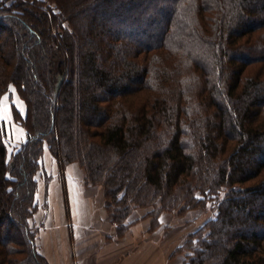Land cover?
<instances>
[{"label": "trees", "instance_id": "obj_1", "mask_svg": "<svg viewBox=\"0 0 264 264\" xmlns=\"http://www.w3.org/2000/svg\"><path fill=\"white\" fill-rule=\"evenodd\" d=\"M11 87L26 107L14 151ZM46 148L104 188L118 231L138 208L156 225L213 201L184 264H264V0L2 6L0 264H48L29 222Z\"/></svg>", "mask_w": 264, "mask_h": 264}, {"label": "crops", "instance_id": "obj_2", "mask_svg": "<svg viewBox=\"0 0 264 264\" xmlns=\"http://www.w3.org/2000/svg\"><path fill=\"white\" fill-rule=\"evenodd\" d=\"M25 111L26 107L21 113ZM21 129L20 144L27 138ZM42 164L44 177L41 179L40 174L36 197L41 220L37 244L49 264L184 263L182 254L172 255L184 242L170 237L179 227L167 214H162L155 225L151 208L135 209L120 235L107 210L103 188L85 185L77 163L61 172L46 148Z\"/></svg>", "mask_w": 264, "mask_h": 264}, {"label": "rangeland", "instance_id": "obj_3", "mask_svg": "<svg viewBox=\"0 0 264 264\" xmlns=\"http://www.w3.org/2000/svg\"><path fill=\"white\" fill-rule=\"evenodd\" d=\"M19 1H21V0H19ZM13 2H15V0H0V9L2 8V6H6V5L9 6ZM257 67L258 66L251 68L249 70V72L247 73V75L254 74V72L258 71L259 68L257 69ZM6 96L8 97V99L5 100L4 97H6ZM13 107H16L19 111H22V109L24 111V109H25V103L21 99V97H20V95H19V93L15 87H11L10 92H8L7 94H5L2 97V105H1L2 118L6 122V125L8 128V133H9L8 145H9L10 151H14L15 149H17L18 147H20L22 145V144H20L21 142L19 143V141H21V138L19 137L20 134L18 133L19 130L22 131V129H21L22 126L19 125L18 123H16V121L13 118ZM13 133H15V136L13 135ZM12 136H14V137H12ZM26 140H27V138L25 137L24 141H26ZM24 141H23V143H24ZM43 154H44V152H43ZM42 159H43V155H42ZM42 169H43V164H42ZM42 169L37 173V175L39 174L37 180H39L40 174H41V179H42V177H44V175L42 174ZM83 173H84V171H83ZM36 178H37V176H36ZM250 184H254V182H251ZM100 187H102V186H100ZM103 190H104V188H103ZM105 201H106L105 204H106V207L108 210V208L110 206V202L106 199V197H105ZM38 210H39V204H38V209H37L36 213L29 220V222H30V225L32 227L34 234L36 235L35 238H36V245L38 248V252L41 254L40 248L38 247V244H37V235L39 234V230H40L39 226L41 223V220L39 218L40 216L39 217L37 216L39 214ZM108 212H109V215L111 216V213L109 210H108ZM215 213H216L215 204L213 201H209L205 207L192 209V210H189L183 214H178V213H174V212L164 213V214H167L169 217H171L173 219V221H175L177 223V226L179 227V229H177L176 231L171 233L170 237L172 238V240L177 241L178 243L180 241L184 242L181 247L175 248V250L172 254V255H174V257L182 254L184 256V262H185L186 255L188 253L187 249L183 248L185 242L188 241L191 234L196 232L204 224H206L209 220H211L214 217ZM111 221H112V218H111ZM118 233L121 235L124 232L119 231ZM48 264H49V262H48Z\"/></svg>", "mask_w": 264, "mask_h": 264}, {"label": "snow or ice", "instance_id": "obj_4", "mask_svg": "<svg viewBox=\"0 0 264 264\" xmlns=\"http://www.w3.org/2000/svg\"><path fill=\"white\" fill-rule=\"evenodd\" d=\"M4 99L6 100V99H8V97L6 96V97H4Z\"/></svg>", "mask_w": 264, "mask_h": 264}]
</instances>
